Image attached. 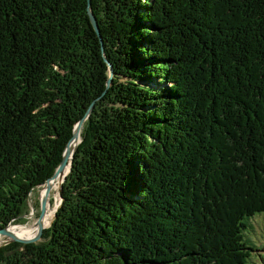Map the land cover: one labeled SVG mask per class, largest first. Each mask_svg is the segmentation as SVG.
<instances>
[{
  "label": "trees",
  "instance_id": "1",
  "mask_svg": "<svg viewBox=\"0 0 264 264\" xmlns=\"http://www.w3.org/2000/svg\"><path fill=\"white\" fill-rule=\"evenodd\" d=\"M91 9L102 42L87 0H0V229L24 222L93 103L43 239L0 246V264H249L264 0Z\"/></svg>",
  "mask_w": 264,
  "mask_h": 264
},
{
  "label": "water",
  "instance_id": "2",
  "mask_svg": "<svg viewBox=\"0 0 264 264\" xmlns=\"http://www.w3.org/2000/svg\"><path fill=\"white\" fill-rule=\"evenodd\" d=\"M87 14L89 16L90 23L93 26V28H94V30H95L100 42H102L96 17L94 16V14L92 12V9H91V0H87ZM102 51H103V48H102ZM104 60H105V62L107 64L108 71H109V75H108L106 86H109V84L111 82V79H112V75H113V68H112V65L106 59L105 56H104ZM92 106H93V103L89 106V108L87 109V111L84 114V116L75 123V125H74V127L72 129L70 138H69V140L67 142V145L65 147V150L63 152L62 160L55 167V169L52 171L50 176L40 186H42L44 184L45 185L48 184L49 180L52 177L53 172L56 169H58V168H64V167L68 166L67 173L69 172L70 166H71V161H72V158H73V154H74V152H75V150L77 148L78 143L81 141V137H80L81 127H82L83 123L85 122L86 118L89 116V113L91 111ZM65 175H64V177L62 179V182H63V180L65 178ZM59 197H60V200H59V202L57 204V207L55 208L52 220L55 218L56 210L58 209V207L62 203L61 185H60V188H59ZM47 198H48V190L45 189L44 194L41 197L38 198V201H39L38 217L40 218L42 225H41V228H40L39 232L37 233V235H35L33 237H29V238H24V237L17 236L15 234L9 232L8 226L10 224H8L6 227H3L2 229H0V235L8 236V242H18V243H21V244H32V243L40 242L43 239V237H44V234L46 232L47 227L50 226V225L49 226H44L43 225V218H44V214H45V210H46ZM52 220H51V222H52Z\"/></svg>",
  "mask_w": 264,
  "mask_h": 264
},
{
  "label": "rangeland",
  "instance_id": "3",
  "mask_svg": "<svg viewBox=\"0 0 264 264\" xmlns=\"http://www.w3.org/2000/svg\"><path fill=\"white\" fill-rule=\"evenodd\" d=\"M56 179H58V177ZM61 183H62V181H60V185H61ZM44 185H42L40 187L38 186L37 189L32 191V193L30 195L31 197H29V200L27 202V208H28L27 212L22 216L24 222L23 223H14L16 225L18 224L17 227L20 228V230H18V231L26 230L31 225L33 226V224L39 218L38 217V212H39L38 198L40 197V191H41V189H43ZM49 198H51L52 205L55 206V201H56L55 195L53 194ZM59 200H60V197H58L57 203L59 202ZM33 207H34V210H33ZM46 207H47V205H46ZM52 209H54V208H52ZM260 214H264V213H260ZM262 217L263 216L258 215L251 220V222L254 226V229L255 228L256 229H255L254 233H252L253 250L254 251L252 252L251 261H249V264H264V219ZM51 220H52V218H51ZM50 223H51V221H50ZM50 223H49V225H50ZM11 225H13V224H10L9 226H11ZM49 225H47V226H49ZM32 226H31V229H32ZM260 226H263V227H260ZM34 235L35 234H33L32 236H34ZM20 237H24V236H20ZM8 243H10V242H8V236L0 235V246H3V245L8 244Z\"/></svg>",
  "mask_w": 264,
  "mask_h": 264
},
{
  "label": "bare ground",
  "instance_id": "4",
  "mask_svg": "<svg viewBox=\"0 0 264 264\" xmlns=\"http://www.w3.org/2000/svg\"><path fill=\"white\" fill-rule=\"evenodd\" d=\"M68 170V166L64 167V168H58L57 171L55 172V174L51 177V179L49 180L48 184L44 185L43 189H41L40 191V197L44 194L45 189L48 190V198H47V207H46V211L45 210V214H44V218H43V225L47 226L49 225L51 218H53V214L55 211V208L57 206V201H58V195H59V188H60V181H62L64 175L67 173ZM58 177V179H56ZM60 178V179H59ZM55 195V206L52 205L51 202V198H49L52 195ZM54 208V209H52ZM34 210V207H33ZM18 225V224H17ZM16 224H13L11 226L8 227L9 232L17 235V236H24V238H29L31 237L33 234L37 235V233L39 232L40 228H41V220L40 218L37 219V221L33 224L32 229L31 226L26 229V230H20L19 227H17ZM34 235V236H35ZM33 237V236H32Z\"/></svg>",
  "mask_w": 264,
  "mask_h": 264
}]
</instances>
